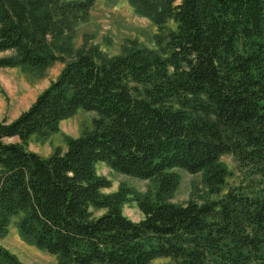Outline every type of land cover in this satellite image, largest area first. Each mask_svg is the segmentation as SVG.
<instances>
[{"label": "trees", "instance_id": "obj_1", "mask_svg": "<svg viewBox=\"0 0 264 264\" xmlns=\"http://www.w3.org/2000/svg\"><path fill=\"white\" fill-rule=\"evenodd\" d=\"M159 28L156 49L116 56L79 51L15 119L0 120V239L13 220L22 238L63 264H264V0H130ZM94 0H0V66L42 68L72 54L68 33ZM169 20L176 29L167 28ZM69 40V37L67 38ZM94 129L43 157L25 148L78 109ZM234 154L249 177L202 204L168 199L181 177L202 172L220 193ZM153 180L144 217L123 214L122 193L98 174ZM107 207L100 216L91 208ZM0 264H24L0 245Z\"/></svg>", "mask_w": 264, "mask_h": 264}, {"label": "rangeland", "instance_id": "obj_2", "mask_svg": "<svg viewBox=\"0 0 264 264\" xmlns=\"http://www.w3.org/2000/svg\"><path fill=\"white\" fill-rule=\"evenodd\" d=\"M167 28L176 29L177 24L169 20ZM158 26L149 18L138 13L130 0H94L89 16L77 24L73 32L66 36L65 44L71 48L72 54L56 53L59 58L48 66L35 68L29 66H0V120L11 121L29 108L36 97L55 81L66 63L79 51H97L108 57L121 54L125 47L134 43L156 49L155 35ZM69 37V40L67 38ZM76 53V54H75ZM14 51L0 52V58L14 55ZM97 112L83 108L70 118L63 120L59 129L47 135H33L25 143V148L49 157L57 150H67L68 139L77 138L94 129V118ZM220 161L229 170L226 183L220 193H213L202 172L190 173L183 169H175L181 177L180 184L168 199L176 204L189 201L204 203L222 197L230 188L246 185L249 177L238 164L234 154H224ZM1 170V167H0ZM98 174L110 180L111 185L102 189L104 196L122 193L120 206L123 214L134 221L141 220L144 215L139 208L137 196H147L155 200L158 186L153 180L140 179L108 166L105 162L97 165ZM93 216H100L108 208H91ZM16 219L10 225L9 233L0 239V245L10 250L24 264H63L64 258L51 254L34 244L25 241L17 226ZM173 263L170 258H159L150 264Z\"/></svg>", "mask_w": 264, "mask_h": 264}]
</instances>
